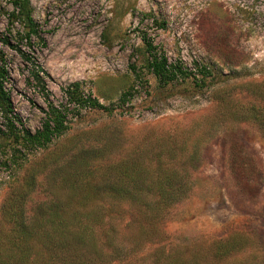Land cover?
I'll use <instances>...</instances> for the list:
<instances>
[{"label": "rangeland", "instance_id": "1", "mask_svg": "<svg viewBox=\"0 0 264 264\" xmlns=\"http://www.w3.org/2000/svg\"><path fill=\"white\" fill-rule=\"evenodd\" d=\"M30 4L40 36L27 44L19 25L8 24L9 0H0V55L15 128L39 129L49 101L67 111V129L46 147L24 145L0 114V237L12 232L4 204L30 222L40 202L59 200L108 209L104 219L126 236L146 231L134 255L145 264L150 249L168 242L204 255L225 246L230 264H264V124L248 113L254 107L264 115V0ZM4 37L37 59L45 91ZM142 37L203 80L159 81L145 66ZM204 65L202 77L196 69ZM73 82L103 108L68 103L64 88ZM125 91L131 95L121 102ZM234 157L250 179H236ZM31 174L37 185L27 192ZM171 190L170 198L160 193ZM147 205L158 212L143 213Z\"/></svg>", "mask_w": 264, "mask_h": 264}, {"label": "trees", "instance_id": "2", "mask_svg": "<svg viewBox=\"0 0 264 264\" xmlns=\"http://www.w3.org/2000/svg\"><path fill=\"white\" fill-rule=\"evenodd\" d=\"M11 11L7 13L8 24L13 26L17 23V36L31 44L33 37L40 36L37 23L33 19L30 0H9ZM158 26H163L159 23ZM11 31V28L8 29ZM145 45L147 57L145 66L156 76L159 81L167 83L184 79L193 74L196 83L203 79L197 78V73H188L181 66L170 63L163 52L156 51V47L146 37H142ZM2 42L8 47L14 49L20 57L29 64V72L42 91H45V83L42 75L44 71L38 64L37 59L27 53L19 46V42H13L9 37H4ZM42 44H45L42 42ZM31 46V45H28ZM32 47V46H31ZM3 56L0 55V114L7 127L8 132L14 135L15 141L19 138L20 143L30 144L35 147H46L55 138L59 137L67 129L66 114L67 111L60 110L48 101V115L43 121L41 127L33 133L26 129H16L15 123L18 122L13 113V103L10 92L5 86L8 71L3 63ZM207 66H200L196 71L202 77L208 73ZM64 95L68 103H72L78 109L82 107L103 108L98 99L90 94L85 95L81 90V83L73 82L64 88ZM131 95L130 91L121 94V102H125ZM47 97V94H46ZM256 111L254 107L248 108V113ZM255 113V114H256ZM258 122L264 124V115L258 113L255 115ZM260 116V117H259ZM234 162V163H233ZM55 163V162H54ZM46 166L42 163L41 170ZM232 166L236 179L248 180L250 175H246V168L238 165L236 158L232 160ZM36 173V172H34ZM91 173V171H89ZM37 174H31L27 180L28 191H32L37 185ZM24 192V194H27ZM117 196H122L125 191L115 189L113 191ZM170 192H160L163 196L171 197ZM127 193V192H126ZM86 196L82 195V198ZM128 197V196H127ZM59 200H50L40 202L35 210L30 222H26V215L23 210L14 212L10 210L9 205L4 204L2 217L11 222L12 232L0 237L4 250L0 253V264H113L115 260L121 264H145L146 259L140 260L134 256L144 244V238H147V232L137 228L131 235H125L118 231V225L110 220L104 219L108 209L93 204H83L72 206L65 204L64 207ZM141 211V207L138 208ZM158 208L153 206L142 207V212L148 215L155 214ZM126 228H131L126 224ZM138 233V235H137ZM229 251L220 245L215 246V250L207 255L197 250H191L187 245L162 243L157 247L150 249L147 256L149 264H230L225 259ZM135 257L133 260L132 257ZM219 262H214V260Z\"/></svg>", "mask_w": 264, "mask_h": 264}, {"label": "built area", "instance_id": "3", "mask_svg": "<svg viewBox=\"0 0 264 264\" xmlns=\"http://www.w3.org/2000/svg\"><path fill=\"white\" fill-rule=\"evenodd\" d=\"M8 177H9V174H8Z\"/></svg>", "mask_w": 264, "mask_h": 264}]
</instances>
